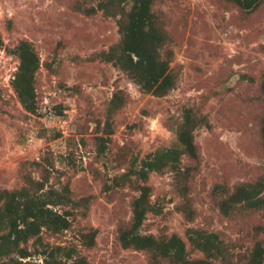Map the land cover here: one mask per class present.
Returning a JSON list of instances; mask_svg holds the SVG:
<instances>
[{
    "label": "rangeland",
    "instance_id": "1",
    "mask_svg": "<svg viewBox=\"0 0 264 264\" xmlns=\"http://www.w3.org/2000/svg\"><path fill=\"white\" fill-rule=\"evenodd\" d=\"M97 1L0 0V189L20 188L29 175L40 179L49 169V184H69L82 204L69 230L43 233L46 245H78L90 264H153L146 251L120 244L118 229L132 219L141 181L134 173L127 183L116 178L175 145L183 111L191 107L211 121L196 130L201 162L188 193L195 218L178 209L185 200L174 173L151 172L148 184L160 212L147 215L142 232L181 235L191 257L203 254L188 241L189 227L217 231L236 252L249 251L264 237L256 230L264 212L225 216L214 187L264 179V0L252 9L233 0H157L178 76L165 96L143 92L102 58L121 34L115 17L84 10ZM23 39L41 56L36 113L24 108L12 85L19 59L9 49ZM191 162L183 157V164ZM91 227L98 231L96 245L81 246L80 231ZM28 246L38 248L34 239ZM32 259L43 261L38 254Z\"/></svg>",
    "mask_w": 264,
    "mask_h": 264
},
{
    "label": "trees",
    "instance_id": "2",
    "mask_svg": "<svg viewBox=\"0 0 264 264\" xmlns=\"http://www.w3.org/2000/svg\"><path fill=\"white\" fill-rule=\"evenodd\" d=\"M157 0H98L96 5L85 7L88 14L102 10L105 15L117 19L121 40L101 53L104 60L112 62L137 83L141 90L156 96H165L176 88L178 76L172 62L174 50L171 35L160 14L154 9ZM245 9L255 8L262 0H233ZM5 46L0 31V48ZM19 59L12 85L30 113L38 111L37 72L41 56L31 40L23 39L9 49ZM264 94V73L261 83ZM117 94L112 99L115 103ZM210 127L206 114L191 107L183 111V121L177 132L175 145L159 149L145 158L138 169L134 166L116 178L118 184L131 180L130 175L141 181L139 194L132 200V219L122 223L118 239L124 248L146 251L153 264H264V237L257 238L254 246L245 253L235 251L219 232L189 227L187 238L191 246L203 256L191 257L187 241L179 234L157 235L144 233L142 228L150 212H160L152 201V187L148 184L151 172L172 171L179 194L184 202L178 205L188 220L195 218L188 193L193 172L199 168L201 149L196 140V130ZM264 149V116L261 126ZM187 156L191 164H183ZM35 164L41 165L39 161ZM47 169L42 178L26 177L25 184L17 189H0V264H90L81 254L78 245H50L43 241L45 231L60 234L74 225L81 201L73 197L69 184L61 188L49 184ZM264 179L242 182L231 188L219 183L214 187L217 205L225 216L243 211L264 212ZM257 234H264V225L256 226ZM98 231L91 227L80 231L81 246L91 248L97 243ZM34 239L37 249L28 246ZM40 246V247H39ZM38 254L43 261L32 259Z\"/></svg>",
    "mask_w": 264,
    "mask_h": 264
}]
</instances>
